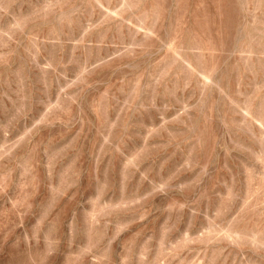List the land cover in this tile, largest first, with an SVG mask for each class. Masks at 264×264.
Listing matches in <instances>:
<instances>
[{
    "label": "rangeland",
    "instance_id": "obj_1",
    "mask_svg": "<svg viewBox=\"0 0 264 264\" xmlns=\"http://www.w3.org/2000/svg\"><path fill=\"white\" fill-rule=\"evenodd\" d=\"M122 3L0 0V264H264V0Z\"/></svg>",
    "mask_w": 264,
    "mask_h": 264
},
{
    "label": "bare ground",
    "instance_id": "obj_2",
    "mask_svg": "<svg viewBox=\"0 0 264 264\" xmlns=\"http://www.w3.org/2000/svg\"><path fill=\"white\" fill-rule=\"evenodd\" d=\"M93 1H94V0H93ZM122 1H123V3H125V4L122 3V7H123V5L128 6L129 3H130L132 0H131V1H129V0H122ZM128 2H129V3H128ZM98 3H100V2H98ZM133 3H134V2H133ZM127 4H128V5H127ZM131 5H132V3H130V6H131ZM128 8H130V7H128ZM110 11H111V10H110ZM110 11H109V12H110ZM114 11H115V10H114ZM106 12H107V11H106ZM112 12H113V11H112ZM112 12H110V13H112ZM158 12H159V11H158ZM113 14H114V13H113ZM158 15H159V14H158ZM149 32H151V31H149ZM153 33H154V32H153ZM174 52H175V51H174ZM176 53H177V52H176ZM176 53H175V54H176ZM177 55H179V54H177ZM176 57H177V56H176ZM184 61H185V60H184ZM185 62H186V61H185ZM186 63H187V62H186ZM186 63H185V64H186ZM187 64L189 65V62H188ZM187 64H186V66H188ZM190 66H191V65H190ZM188 67H189V66H188ZM189 68H190V67H189ZM212 68H213V67H212ZM209 75H210V73H209ZM201 76H202V75H201ZM206 77H209V76H208V75H207V76L205 75V78H206ZM205 78H204V80H206ZM209 79H210V78H208L207 80H209ZM259 108H260V107H259ZM245 116H246V114H245ZM243 118H244V117H243ZM258 119H259V118H258ZM246 126H247V125H246ZM257 205H258V204H257ZM228 230H229V229H228ZM228 230H227L226 234H224V235L226 236V238H232L233 240H234V239H238V240H240V241L251 240V241L253 242V245H254V246H256L257 248H263V249H264V235H263V236L260 235V236H258V237H254V236H253V238H252V237L248 234V235H249V238H248V236H247L246 234H245V235H244V234H238V233L235 234V232H232V231H230V230L228 231ZM246 231H247V230H246ZM248 233H249V232H248ZM208 236H209V235H208ZM225 236H224V237H225ZM255 236H256V235H255ZM222 237H223V236H222ZM250 237H251L252 239H250ZM212 240H213V239H212ZM236 241H237V240H235V242H236ZM237 242H238V241H237Z\"/></svg>",
    "mask_w": 264,
    "mask_h": 264
}]
</instances>
